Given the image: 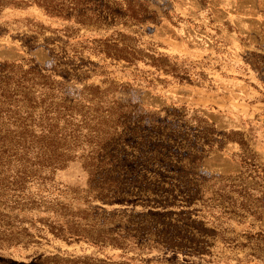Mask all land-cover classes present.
Returning <instances> with one entry per match:
<instances>
[{
  "label": "rangeland",
  "instance_id": "obj_1",
  "mask_svg": "<svg viewBox=\"0 0 264 264\" xmlns=\"http://www.w3.org/2000/svg\"><path fill=\"white\" fill-rule=\"evenodd\" d=\"M105 1L115 8L120 2ZM132 1L145 6L152 19L76 25L49 18L35 5L0 11V264H39L48 255H89L113 264H264V0ZM37 22L77 28L64 35ZM104 38L123 43L146 62L131 65L98 52ZM157 53L168 56L163 62L168 70L146 64ZM4 61L15 65L4 68ZM76 67L83 70L73 75ZM62 68L70 75L55 72ZM25 73L30 80L18 87L15 80ZM43 79L50 82L48 88L32 84ZM88 85L105 92L97 93L104 108L129 107L127 128L139 124L130 144L117 136L107 152L144 153L153 126L174 130L175 138L166 144L182 154L208 149L186 165L184 175L191 184L208 178L204 193L193 204L168 207L190 212L207 232L200 227L192 242L150 250L135 249L130 240L126 250L96 246L66 232L64 221L73 219L82 222L80 233L87 237L97 229L114 234L126 228L134 234L138 215L150 208L149 192L136 174L125 181V188L133 189L121 194L129 197L125 204L117 197L110 203L94 199L101 182L87 183L82 164L96 143L87 129L97 133L100 126L92 119L97 104L84 98ZM4 88L18 91L8 98ZM202 117L213 133L201 130ZM240 137L245 147L236 142ZM55 152L62 153L64 166L55 168L51 179H41L39 172L46 168L35 156ZM152 166L135 162L127 167L148 175ZM101 210L116 215L111 224ZM57 222L68 240L51 232Z\"/></svg>",
  "mask_w": 264,
  "mask_h": 264
},
{
  "label": "trees",
  "instance_id": "obj_2",
  "mask_svg": "<svg viewBox=\"0 0 264 264\" xmlns=\"http://www.w3.org/2000/svg\"><path fill=\"white\" fill-rule=\"evenodd\" d=\"M117 3L118 6L115 8L109 6L105 0H0V11L8 6L22 9L30 5H35L49 18L61 22H70L76 25L89 23L98 25L109 20V22L112 23L117 22L121 17H126V20L144 22L153 17L151 14L147 15L150 11H148L145 6L136 4L132 0H120V2ZM37 26L49 28L51 31L60 29L64 35H68V31L77 28L73 25L50 27L41 22H37ZM38 32H41V30ZM98 52H103L105 55L115 60H124L131 65H135L137 60L146 62L145 58L139 59L141 57H135L133 49H128L123 43H118L107 38L99 42ZM149 57L151 61L146 64L155 69L168 70L165 69L166 63H163L165 59H168L167 55L157 53L156 57L152 55H149ZM2 64L4 68L8 67L9 64L15 65L7 61H4ZM21 66V64H17V67L22 68ZM32 70L34 69L28 68L26 72ZM73 70V75H76L77 71L81 72L83 69L76 67L73 68ZM55 72H63L67 76L70 75V71L67 68L55 69ZM24 80H30L26 78V73L23 79H17L15 82H17V86L19 87ZM32 84L48 88L50 82L47 79H43L42 81H35ZM84 89V98L87 97V101L93 102V104H97L98 106L95 108L92 119L95 120L98 125L100 124V126L96 128L98 131L97 133H91V131L87 129L88 134H92L96 137V143L94 152L83 155L82 158V164L87 170V183L88 181L101 182L97 187V193L94 195V199L102 200L105 203L117 200V202L125 204L124 202H127L129 197H123L121 194L133 191L130 187L125 188V181L128 180L129 174H136V176L145 183L142 188L149 192L148 195L150 196V200L148 203L146 202V205L150 208L141 215H138L139 220L136 222V227L133 229L135 231L134 234L127 231L126 228L123 232L114 230V234L108 233L104 229H97L94 230L96 234L94 237H87V235L80 233L81 229H79V226L82 222L80 220L74 221L73 219H71V222L64 221L67 228L66 232L69 234L71 232L75 233L78 236L76 237L77 240L82 238L96 246L110 244L113 247L124 250H126V246H128L126 245L127 240H130V246L135 249L144 248L150 250L154 247L158 249L179 245L189 239L192 242L196 234L195 231H198L197 229L200 227L205 229L203 230L204 232H207L208 229L203 227L204 222L191 217L190 212L185 215L182 209L179 211H169L168 207H176L180 204L178 202H184V205L193 204L196 202L197 197H200L204 193V184L209 180L208 178L196 180L191 184L185 183L184 175L187 170L186 165L189 164V162H195L199 160V158H202L203 155L207 154L205 152L208 149L194 147L193 152L182 154L177 148L174 149L171 143L166 144L171 138H175L176 133L174 130L153 126L146 133V135L150 134V138L147 139L149 142V149L144 151V153L141 152L135 155L133 153L124 152L126 156L121 157L119 155L120 152H107L106 149L108 145L117 136L127 138L126 144H130L131 138L138 134L136 126H139V124L133 122V127L127 128L129 123H131V111L128 110L129 107L127 106L123 109L124 104H116L115 107L111 106L104 108L102 96H98L97 93L103 94L105 92L100 90L99 86L88 85L85 86ZM3 90L8 98L18 91L17 88L13 90L4 88ZM22 94L27 100L31 99L28 91H22ZM45 94H48V90L45 91ZM80 101L81 100H76L75 104H78ZM63 102L64 101L59 102L58 105L62 106V104H64ZM99 110L107 111V113H103ZM109 121H113L117 127L108 124ZM200 121L204 123L201 127L202 131H207L209 134L213 133L214 128L206 118L204 119L202 117ZM125 123H127V125ZM99 133L105 137H102ZM236 142L241 147L247 145L241 137L238 138ZM61 155L62 153L55 152V154L49 153L35 156V158L37 157L39 162H41V165H44L46 168L44 174L39 172V177L41 179H51L55 168L64 166ZM135 162L140 164L150 163L153 166L150 170L146 168L143 169L145 171L148 170V175L140 169L135 173L134 169L131 170L127 167ZM243 164H246L245 158H243ZM123 166L124 168H121ZM21 177L25 178L26 174ZM134 180L138 181V178ZM116 197L117 199L114 200ZM101 211L103 215L102 218L106 219L108 223L111 224L116 215L112 214V212L105 215V210ZM123 219L126 218L124 217ZM50 230L54 235L59 236V238L68 240V237L65 235L63 223L57 222V226H51ZM125 233L127 235H125ZM140 235L141 238H143L142 241H138ZM87 258L91 261H86ZM38 262L39 264H113L112 261L90 257L89 255L75 257L73 259L48 255L39 258ZM114 264H126V262L116 261Z\"/></svg>",
  "mask_w": 264,
  "mask_h": 264
}]
</instances>
